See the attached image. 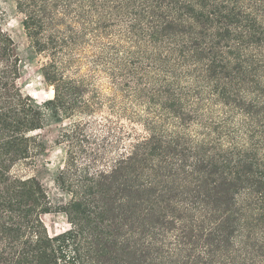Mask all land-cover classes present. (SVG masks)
<instances>
[{
	"label": "trees",
	"instance_id": "1",
	"mask_svg": "<svg viewBox=\"0 0 264 264\" xmlns=\"http://www.w3.org/2000/svg\"><path fill=\"white\" fill-rule=\"evenodd\" d=\"M75 1L67 21L70 0H16L53 98L37 104L1 86L0 264H115L118 253L142 264L150 253L127 238L132 230L118 238L134 209L176 232L163 236L154 264H264L247 250L264 249V235L251 234L264 224V0ZM15 51L0 29L3 75L14 74ZM103 77L114 93L106 103L139 119L147 137L110 171L77 184L60 172L70 200L57 208L38 179L12 178L11 168L32 157L28 134L47 120L103 108ZM165 115L184 136L167 138ZM76 128L63 138L75 140ZM174 188L184 198L168 196ZM58 209L70 228L50 236L40 216ZM245 227L253 243L240 248Z\"/></svg>",
	"mask_w": 264,
	"mask_h": 264
},
{
	"label": "rangeland",
	"instance_id": "2",
	"mask_svg": "<svg viewBox=\"0 0 264 264\" xmlns=\"http://www.w3.org/2000/svg\"><path fill=\"white\" fill-rule=\"evenodd\" d=\"M70 1V8L66 13L67 21L73 18V8L78 4L75 0ZM23 18L24 15L19 12L16 0H0V29L12 40L17 56L14 74L3 75L0 73V96L4 94L1 86L10 82L22 96H28L37 104H41L53 98V88L42 77V67L47 59L42 54H32L28 37L22 26ZM5 63V57H1L0 70H3ZM96 87L99 93L104 96L106 105L103 108L89 114H74L71 118H63L60 123L47 120L42 129L29 132L28 136L32 138L30 146L33 148L34 154L32 153L29 160L16 163L10 171L12 178L35 177L38 179L50 201L57 208H67V203L70 200V195L64 192L55 181L60 172H62L64 180L77 184L82 178L90 177L96 171H110L122 155H126L133 145L147 137V132L139 119L128 113L118 112V107L112 110L111 103H106L114 96L113 91L109 89L107 79L104 77L98 79ZM120 101L122 100H116V102ZM140 109L143 110V107L141 106ZM159 125L169 139L175 138L176 135L184 136V129L175 127L171 116L165 115V121H161ZM73 126L77 128L72 135L77 138L75 140L64 139V133L72 132ZM41 144L44 147L42 151H40ZM173 179L174 181H169V187L176 185L177 181L175 178ZM72 190H78V188L73 187ZM170 195L177 199L184 198V195L178 193L175 188L168 196ZM58 210V212L40 216L46 232L50 236L70 228V220L66 213L62 211L63 209ZM132 212L131 217L124 225L125 228L118 230L120 234L118 238H121L128 230H132L127 238L131 242H137L138 247L142 244L143 254L150 253L148 259H141L146 260L142 264H154L151 258L154 257V252L161 247L160 241L163 240V236H166L169 241L172 240L171 235L176 232L161 228L162 217L156 212L150 213L149 216H145L137 209ZM245 229L246 227L242 229L236 241L240 248L244 246V243L250 245L253 243L252 239L246 238L248 232ZM253 232L257 236L263 237L264 224L252 227L251 234ZM253 245L254 243L247 250L254 251L257 260H264V249L257 250V248H252ZM118 254L113 255L116 260L115 264H123L119 260ZM188 254L197 258L200 256V248L194 247L188 251ZM109 263L114 264L111 259ZM179 264H184V260Z\"/></svg>",
	"mask_w": 264,
	"mask_h": 264
}]
</instances>
